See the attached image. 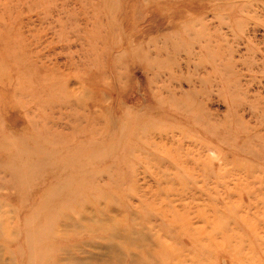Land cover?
Instances as JSON below:
<instances>
[{
    "label": "rangeland",
    "instance_id": "rangeland-1",
    "mask_svg": "<svg viewBox=\"0 0 264 264\" xmlns=\"http://www.w3.org/2000/svg\"><path fill=\"white\" fill-rule=\"evenodd\" d=\"M0 264H264V0H0Z\"/></svg>",
    "mask_w": 264,
    "mask_h": 264
}]
</instances>
